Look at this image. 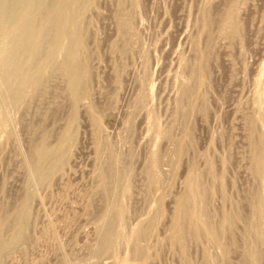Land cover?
<instances>
[{"label":"rangeland","instance_id":"rangeland-1","mask_svg":"<svg viewBox=\"0 0 264 264\" xmlns=\"http://www.w3.org/2000/svg\"><path fill=\"white\" fill-rule=\"evenodd\" d=\"M50 2L29 19L1 13V63L11 26L34 28ZM72 10L68 38L55 50L41 41L38 57L52 55L41 75L14 102L17 83L0 84V264H264V0H84ZM74 52L82 84L64 66ZM32 59L18 75L34 72ZM191 179L202 190L183 211Z\"/></svg>","mask_w":264,"mask_h":264},{"label":"bare ground","instance_id":"bare-ground-1","mask_svg":"<svg viewBox=\"0 0 264 264\" xmlns=\"http://www.w3.org/2000/svg\"><path fill=\"white\" fill-rule=\"evenodd\" d=\"M63 0H51V2H50V4L48 5V6H46L45 7V9H44V12H43V15H42V19H41V23L39 22V21H37L38 23L36 24L37 26H34V28H32V26H31V28L32 29H30L29 30V28H27V26H25L24 24H22V22L19 24V23H17V24H15L14 26H11V33H12V35L14 36V38H15V40H12L11 38H10V41L9 42H7V43H10L8 46H6L5 44H2V45H4V46H6L5 47V49H3L2 48V50H4L3 51V56H5L6 58H7V60H6V58L4 59L3 58V63H1V60H0V84H2V85H4L5 86V90L9 87V86H11L12 84H16L17 83V86L18 87H15V88H17V89H15V94H14V96L12 97V101L14 102L15 101V99L16 98H18L17 97V95L19 94V93H21L25 88H27L34 80H32V79H34L35 78V76H37V75H39L40 74V72H41V70L43 69V66H45V63L47 62V61H49L50 60V58L52 57V55L50 54V55H48V56H46V57H44L43 59H41V58H39V57H41V56H39L38 57V51L40 50V47H41V41L43 40V37H47V41H48V43L50 44L49 46H50V48H52V50H55L57 47H59V44H60V42H61V40L63 39V38H68V34L66 33V32H64V29L67 27V26H69V25H71V23L73 24L75 21H76V19H77V17H75L74 16V14L72 13L73 12V10L72 9H74L75 8V6H78V4H80L81 2H83L84 0H68L69 1V5H64V4H66V2L64 3V2H62ZM9 2H10V0H9ZM42 2H43V0H42ZM7 3V2H6ZM5 3V4H6ZM41 3V2H40ZM5 4H4V1L2 2H0V15H1V13H2V18L5 16V14L6 13H10V17L12 18L13 17V19H15V18H17L18 16H20V18H23V17H25V15L27 14L28 15V13H30V14H33L32 12H29V11H31V10H33L35 7H37V4H38V0H17L16 2L14 1V3H12L9 7L8 6H5ZM7 5H8V3H7ZM45 5V4H44ZM232 6V5H231ZM41 7H43L42 6V4H41ZM80 7V6H79ZM8 10H7V9ZM78 8V7H77ZM234 8V7H233ZM42 9V8H41ZM37 10H38V8H37ZM8 11V12H7ZM72 11V12H71ZM234 11V10H233ZM35 12V11H34ZM36 12H38V11H36ZM42 12V11H41ZM69 12H71V15H69ZM235 12V11H234ZM35 14V13H34ZM33 14V15H34ZM37 14V13H36ZM231 14H232V11H231ZM229 15V17H228V19H227V21H226V25L227 26H229V27H231V32H230V34L231 35H235L236 33H237V25H236V23H235V20H234V18H233V16L232 15ZM33 15H32V17H33ZM35 16V15H34ZM38 16V15H37ZM235 16V15H234ZM9 17V18H10ZM29 17H31L30 15H28V19H29ZM31 17V18H32ZM1 18V17H0ZM8 19V21L10 20H13V19ZM19 18V19H20ZM25 18H27V17H25ZM37 18V17H36ZM19 19H17V21H20ZM27 19V20H28ZM7 20V19H6ZM16 20V19H15ZM24 20V19H23ZM33 20V19H32ZM8 21H5V23L6 22H8ZM9 21V22H10ZM14 22V21H13ZM30 22H31V20H30ZM30 22L28 21V23L27 24H30ZM4 23V22H3ZM209 23V18H207L206 17V21H205V25H207ZM2 24V23H1ZM0 24V25H1ZM31 24H32V22H31ZM6 25H9L8 23L6 24ZM6 25H4L3 26V24H2V28H8ZM210 25V24H209ZM208 26V25H207ZM225 26V25H224ZM28 27H30V26H28ZM226 27V26H225ZM1 28V29H2ZM10 28V27H9ZM70 28V27H69ZM224 29V28H223ZM3 30V29H2ZM1 30V31H2ZM7 31H8V29H6ZM69 31V30H68ZM222 31H224V30H222ZM226 32H227V30H225ZM8 33H9V31H8ZM7 34V33H6ZM229 34V35H230ZM72 35V34H71ZM79 35V34H78ZM2 37V36H1ZM0 37V38H1ZM49 37V38H48ZM70 37V36H69ZM4 38V41H7L8 39H9V35H8V38H7V40H6V37L4 36L3 37ZM13 38V37H12ZM71 39V38H70ZM11 40H12V42H11ZM75 40L78 42L79 40H78V36H75ZM2 41V40H1ZM3 41V42H4ZM63 41V40H62ZM72 41V40H71ZM6 43V42H5ZM72 43V42H71ZM45 44H46V42H45ZM73 45V44H72ZM71 45V46H72ZM80 45V44H79ZM210 45V44H209ZM43 46V45H42ZM77 46V45H76ZM3 47V46H2ZM44 47H46V46H44ZM44 47L43 48H41V49H44ZM80 47V46H79ZM70 50H72V47H71V49ZM81 50V49H80ZM76 51V50H75ZM78 51L79 50H77V54H78ZM1 52V51H0ZM36 52V53H35ZM70 52V51H69ZM2 53V52H1ZM206 53V52H205ZM204 53V54H205ZM74 55H75V52H74V54L72 55V57H71V60L70 61H67V63L64 65L65 67H68V69L70 70V76H71V78L73 79V82H74V84H76V83H78V82H81V84H82V82H83V76H79V72H83V68L85 69V67H83V65H82V61L81 62H79V61H77V59H76V57H74ZM78 55H80V54H78ZM206 55H207V57L206 58H208V54L206 53ZM205 55V56H206ZM204 56V57H205ZM27 58H29V60H30V63H31V58H33L32 60L34 61V59H36V63L33 65V68H34V72H28V70H27V68H26V70L27 71H23L21 74H19L18 75V73L19 72H21V71H17V68H18V66L20 67L21 65H20V63L21 62H26V61H29ZM0 59H2V55L0 56ZM27 59V60H26ZM42 61H41V60ZM80 60V59H79ZM82 60H83V58H82ZM39 61H41V62H39ZM25 62H24V64H25ZM27 63V62H26ZM34 63V62H33ZM32 63V64H33ZM203 64H206V62L205 63H203ZM18 65V66H17ZM23 65V64H22ZM27 65H28V63H27ZM85 65V64H84ZM10 67L9 69H11L12 71H11V73L10 74H8V73H6V68L7 67ZM32 66V65H31ZM26 67V66H25ZM28 67V66H27ZM46 67V66H45ZM20 68H22V66L20 67ZM20 68H18V69H20ZM24 68V67H23ZM32 68V69H33ZM67 69V68H66ZM6 70V71H5ZM21 70V69H20ZM68 70V71H69ZM17 71V72H16ZM8 72V71H7ZM205 72V71H204ZM200 73V72H199ZM35 74H37V75H35ZM41 75V74H40ZM34 77V78H33ZM38 77V76H37ZM82 77V78H81ZM86 79V78H85ZM88 82H89V80H88ZM72 84V83H71ZM74 84H73V86H74ZM80 84V85H81ZM84 84V83H83ZM32 86V85H31ZM30 86V87H31ZM34 86V85H33ZM85 86V85H84ZM185 86H187L188 87V85L186 84ZM263 86V85H262ZM86 87V86H85ZM83 88V89H81L82 90V92L80 93V95L82 94V96L84 95V96H86V94H87V87L86 88ZM10 88V87H9ZM185 88V87H184ZM189 88V87H188ZM14 89V88H13ZM190 89V88H189ZM188 89V90H189ZM182 90H184V89H182ZM185 92H186V90H185ZM188 92H190V91H188ZM256 93V92H255ZM258 95V94H257ZM89 96V95H88ZM255 96V95H254ZM20 97V96H19ZM255 98H257V97H255ZM259 100H261L262 101V98H261V94H259L258 95V102H259ZM12 104H14V103H12ZM16 104V103H15ZM9 118V117H8ZM155 120V119H154ZM154 120H150V123H149V126H148V130H150V131H152V133L154 134V135H158L159 134V129H158V127H157V125H156V123H155V121ZM250 121V120H249ZM157 122V121H156ZM248 124V123H247ZM253 130V129H252ZM156 138V137H155ZM256 140V139H255ZM101 148V147H100ZM99 148V149H100ZM102 149V148H101ZM100 149V150H101ZM180 149V148H179ZM99 150V151H100ZM103 150V149H102ZM259 150V152L256 154V156H255V162H256V165L258 166V168H263L264 167V151L263 150H260V149H258ZM106 151V150H105ZM182 151V150H181ZM180 151V152H181ZM42 157V152L41 153H38L37 152V156H34V158H33V156H32V160H37L36 162H38V160H40V158ZM34 162V161H33ZM149 162H150V170H147V171H150V173L148 172V174H151V176L153 175L154 176V174H157L156 173V168L158 169V160H157V158H156V156L153 154L152 155V157L150 158V160H149ZM148 162V163H149ZM36 165V164H35ZM147 168H149V167H147ZM100 171V170H99ZM101 172V171H100ZM99 172V173H100ZM261 171H259L258 173H260ZM101 174V173H100ZM193 176V175H192ZM99 177V179H100V181H104V179H105V177H107L106 175H104V174H101V175H99L98 176ZM194 177V176H193ZM192 177V178H193ZM149 179H151L150 177H149ZM153 179V181H155V178H152ZM201 179V178H200ZM219 181V180H218ZM101 182V183H102ZM103 185V184H102ZM199 184H196V182L194 181V180H189L188 181V186H187V190L185 191V197H184V199L180 202V206L182 207L181 209L184 211L185 210V208L188 206L189 208H190V206H189V204H191V205H193L194 204V201H195V199L197 198V196H198V194L200 193V189H201V187H199L198 186ZM123 189H125V191H126V188H123ZM128 189V188H127ZM202 190V189H201ZM254 195V194H253ZM201 196V195H200ZM201 199V198H200ZM198 201V200H197ZM188 204V205H187ZM197 204H199V203H197ZM120 206V205H119ZM263 208H264V199L262 200V203H261V205H260V215H261V218H262V216L264 217V215H263ZM117 210H118V215H117V219H119L120 218V215L119 214H121V210L117 207L116 208ZM186 210L188 211V209L186 208ZM187 211H186V213H187ZM117 212V211H116ZM190 212H191V210H190ZM183 213V212H182ZM181 213V218H182V214ZM189 213V212H188ZM117 214V213H116ZM193 214H194V219L196 220V221H198V217H197V213H195V211L193 210ZM184 215H186L185 213H184ZM119 216V217H118ZM221 216V215H220ZM1 218V217H0ZM180 218V220H182ZM184 218V217H183ZM188 218H189V216H188ZM188 218H187V220H188ZM203 218V217H202ZM263 220L261 221V222H263L264 221V218H262ZM1 220V219H0ZM190 220V219H189ZM205 221V220H204ZM212 221V220H211ZM182 222V221H181ZM188 222H190V221H188ZM205 222H207V221H205ZM0 224H2V225H4L3 223H1V221H0ZM210 225H212V224H210ZM210 225L208 226V227H210ZM181 227H182V224L180 225ZM183 226H185V225H183ZM189 226V225H188ZM213 226V225H212ZM180 227V228H181ZM187 227V226H186ZM185 227V228H186ZM184 229V228H183ZM3 230V229H2ZM182 230V229H181ZM211 230H212V228H211ZM210 230V232L212 233V231ZM221 230V229H220ZM1 231V230H0ZM183 231V230H182ZM218 231V230H217ZM17 232V231H16ZM138 232H140V231H137V232H135V235L137 236L138 235ZM184 233V232H183ZM182 233V234H183ZM186 233H187V231H186ZM141 235V234H140ZM184 235H185V233H184ZM213 235V234H212ZM2 237V236H1ZM1 237H0V253H1V249H3V244L2 243H4L2 240H1ZM112 237V236H111ZM111 237L110 238H107V240H106V242H105V246H104V249L105 248H107V247H109L110 245H111ZM128 238V237H127ZM138 238V237H137ZM183 238V237H182ZM186 238V237H185ZM103 239H105V238H103ZM220 240V239H219ZM103 242V241H102ZM203 242V241H202ZM221 242V241H220ZM5 244V243H4ZM183 244H184V242H183ZM135 252L136 253H140V254H142V250L140 251L138 248H137V246L135 247ZM256 252V251H255Z\"/></svg>","mask_w":264,"mask_h":264}]
</instances>
